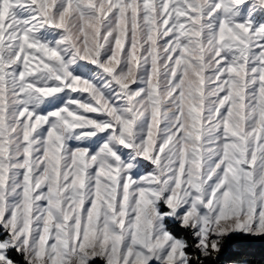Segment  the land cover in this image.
<instances>
[{
	"label": "snow or ice",
	"instance_id": "6c2138e0",
	"mask_svg": "<svg viewBox=\"0 0 264 264\" xmlns=\"http://www.w3.org/2000/svg\"><path fill=\"white\" fill-rule=\"evenodd\" d=\"M97 260L264 264V0H0V264Z\"/></svg>",
	"mask_w": 264,
	"mask_h": 264
},
{
	"label": "rangeland",
	"instance_id": "374dc122",
	"mask_svg": "<svg viewBox=\"0 0 264 264\" xmlns=\"http://www.w3.org/2000/svg\"><path fill=\"white\" fill-rule=\"evenodd\" d=\"M99 263H101V261L97 260V261H96V264H99Z\"/></svg>",
	"mask_w": 264,
	"mask_h": 264
},
{
	"label": "trees",
	"instance_id": "16d2710c",
	"mask_svg": "<svg viewBox=\"0 0 264 264\" xmlns=\"http://www.w3.org/2000/svg\"><path fill=\"white\" fill-rule=\"evenodd\" d=\"M257 259H259V256H257ZM99 264H101V263H99Z\"/></svg>",
	"mask_w": 264,
	"mask_h": 264
}]
</instances>
